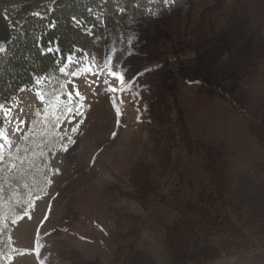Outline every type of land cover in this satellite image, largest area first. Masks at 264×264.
Returning <instances> with one entry per match:
<instances>
[{"label":"rangeland","instance_id":"rangeland-1","mask_svg":"<svg viewBox=\"0 0 264 264\" xmlns=\"http://www.w3.org/2000/svg\"><path fill=\"white\" fill-rule=\"evenodd\" d=\"M116 3L0 109V264H264V0Z\"/></svg>","mask_w":264,"mask_h":264},{"label":"trees","instance_id":"trees-1","mask_svg":"<svg viewBox=\"0 0 264 264\" xmlns=\"http://www.w3.org/2000/svg\"><path fill=\"white\" fill-rule=\"evenodd\" d=\"M115 1L123 18L146 2L0 0L10 30L9 41L0 49V109L20 91L38 88L40 79L49 87L60 86L85 59L93 57L94 39L118 28L111 5ZM59 92L67 101L66 92ZM3 126L0 112V134Z\"/></svg>","mask_w":264,"mask_h":264},{"label":"water","instance_id":"water-1","mask_svg":"<svg viewBox=\"0 0 264 264\" xmlns=\"http://www.w3.org/2000/svg\"><path fill=\"white\" fill-rule=\"evenodd\" d=\"M10 39V30H9V25H8V20L6 16H4L0 12V49H2L5 44L9 41Z\"/></svg>","mask_w":264,"mask_h":264}]
</instances>
